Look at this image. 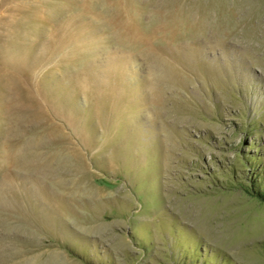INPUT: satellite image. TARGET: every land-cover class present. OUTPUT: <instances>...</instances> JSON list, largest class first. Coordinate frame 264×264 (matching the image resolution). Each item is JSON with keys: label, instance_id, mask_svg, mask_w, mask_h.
<instances>
[{"label": "rangeland", "instance_id": "obj_1", "mask_svg": "<svg viewBox=\"0 0 264 264\" xmlns=\"http://www.w3.org/2000/svg\"><path fill=\"white\" fill-rule=\"evenodd\" d=\"M243 1L0 0V264H264Z\"/></svg>", "mask_w": 264, "mask_h": 264}, {"label": "bare ground", "instance_id": "obj_2", "mask_svg": "<svg viewBox=\"0 0 264 264\" xmlns=\"http://www.w3.org/2000/svg\"><path fill=\"white\" fill-rule=\"evenodd\" d=\"M213 1V3L216 1V0H212ZM221 1H225V2H227V0H221ZM244 1H247V0H244ZM243 1V2H244ZM262 1H264V0H262ZM250 36L252 35V39L253 38H255V32L254 31H252L250 34H249ZM248 35V36H249ZM256 39V38H255ZM246 241H247V239H245ZM246 241H243V240H241V241H238L237 243H236V247L239 249V250H243L244 248H245V246H246ZM246 249V248H245ZM257 249V248H256ZM255 251V250H254ZM256 252V251H255Z\"/></svg>", "mask_w": 264, "mask_h": 264}]
</instances>
